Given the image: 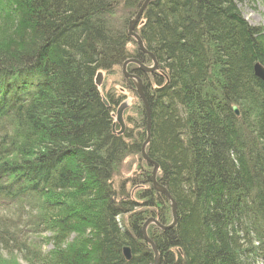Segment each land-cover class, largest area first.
I'll use <instances>...</instances> for the list:
<instances>
[{"label": "trees", "instance_id": "obj_1", "mask_svg": "<svg viewBox=\"0 0 264 264\" xmlns=\"http://www.w3.org/2000/svg\"><path fill=\"white\" fill-rule=\"evenodd\" d=\"M145 1H3L0 249L26 264H154L143 227L173 219L152 163L177 206L173 228L147 229L159 264H264V82L254 71L264 66V26L240 8L264 0L149 2L139 36L158 68L137 76L152 163L131 180L147 186L132 199L123 184L117 191L115 173L142 154L146 109L129 120L139 133L117 135L121 97L106 102L96 78L129 59L153 64L138 46L127 51Z\"/></svg>", "mask_w": 264, "mask_h": 264}, {"label": "rangeland", "instance_id": "obj_2", "mask_svg": "<svg viewBox=\"0 0 264 264\" xmlns=\"http://www.w3.org/2000/svg\"><path fill=\"white\" fill-rule=\"evenodd\" d=\"M3 1H5V0H0V9L3 8V5H4ZM6 1H9V0H6ZM146 8H145V10H146ZM240 8H241V11H242L244 18L251 25L256 26V27L264 26V6L263 5H260L257 3L256 4H245V5H241ZM139 11H138V13H139ZM129 12H130L129 10L128 11H120V12L114 14L113 18H114V20L126 18L127 14ZM135 18L136 17H134L133 20ZM143 24H144V22H143L142 17H141L133 32L139 35ZM128 32H129V29H128ZM130 37L132 40H131V43L127 46V51L130 54L134 55L136 53V51L139 49L138 48L139 46H138L137 42L135 41V39L132 36H130ZM143 54L146 57L147 56L150 57V55H148L146 53H143ZM130 60L131 59L127 60L123 64V66H121V65L115 66L111 71H109V73H107L106 71H98L97 78H96V81H97L98 76L101 74L100 85L99 86L97 85V87L100 91V94L105 99V101L107 100V98H106L107 95H111V96L118 97V98L121 97V102H120L118 108H120L122 105H127V107L123 113L124 128H125L123 133H121L122 132L121 126L117 123V110H118V108H116V111L113 114L114 115L113 120H114V124H115L114 129L116 130V134L121 135V136H123L127 131H130V130L133 131V134H135V135H136V133H139V129L137 128L138 126H135V125L129 123L130 119L131 120L137 119L136 121L140 122L139 121L140 117H139V114L137 112V109L140 108L142 105L141 104L142 101L139 99L138 94H137L138 91L136 92V89H138V82L134 78H130V81L127 82V79L125 78V72L128 73L127 70H125L126 66H127L126 63L129 65L133 64V63H128V61H130ZM143 65H145V64H143ZM153 65L154 64L151 63V64H149V66H146V65L145 66L148 68H151V67H153ZM132 69L134 70L135 67H132ZM150 75H152V74H150ZM131 76H134V75H131ZM150 79H152V78L150 77ZM115 130H114V132H115ZM145 152H146V148H145ZM146 156L148 157L147 153H146ZM148 163L149 162H147L143 158V154H141V155L133 154V155H129L128 157H126L124 159V161L121 163V166L119 167V169H117L116 173H115L116 174L115 175V187L117 188V191H119V187L123 184L125 186V193L128 194L132 199H134V198L137 199V197H138L137 194L139 193V191L141 189H146L147 186L146 187H142L140 185L134 186V184L131 183V180L137 176L143 177V176H145L144 174L148 175L149 174L148 172L151 171ZM141 185L145 186V184H141ZM142 201H143V199H142ZM171 209H172V207H171ZM9 214L12 215L11 217H13V216L15 217V215L13 213H9ZM26 218H27V215L24 216V219H26ZM150 219L156 220L154 217H152ZM150 219H148V220H150ZM24 221H26V220H24ZM157 222H159V221H157ZM151 225H156V224L150 223L148 225V227H150ZM148 227H147V229H148ZM43 237L46 238V240H48V241H46L47 243L50 242V237H51L50 233L44 234ZM75 237H76V235L72 234L71 240H73ZM47 243L44 244V242H43V245H42V251L43 252H47V251L52 249V246H50V244H47ZM0 264H26V263L24 261H22L18 255L17 256L15 254L9 255L6 252L1 251V249H0Z\"/></svg>", "mask_w": 264, "mask_h": 264}, {"label": "water", "instance_id": "obj_3", "mask_svg": "<svg viewBox=\"0 0 264 264\" xmlns=\"http://www.w3.org/2000/svg\"><path fill=\"white\" fill-rule=\"evenodd\" d=\"M149 2H151V0H146L142 9L139 11V13L137 14L136 18L134 20L131 21L130 23V28H129V35L132 36L135 41L137 42L140 50L143 52V53H146L148 55H150V57L152 58L153 60V67L151 68H148L146 67L145 65H143L140 61L138 60H130L128 61V63H135L139 69L144 72V73H148V74H153L156 72L157 68H158V64H157V61L155 59V57L150 54L144 47V44H143V41L142 39L140 38V36L136 33H134V29L139 21V19L142 17V14L145 10V8L148 6ZM126 65H128L126 63ZM126 70V69H125ZM255 76L260 79L261 81L264 82V66L261 65V64H257L255 66ZM125 76L127 78H134L136 79V81L138 82V93H139V96L141 98V100L143 101L144 103V106H145V109H146V115H147V132L149 134V138H148V141L143 145V148H142V154H143V157L145 158V160L149 163H152L151 160L146 156V152H145V148H146V145L147 143L149 142L150 140V126H151V113H150V107H149V104L146 100V96H145V93H144V86H143V82L141 79H139L137 76H131L129 74H127L125 72ZM100 78H101V74L98 76V79L96 81L97 85L99 86L100 85ZM127 105H122L119 110L117 111V123L121 126L122 128V132H124V120H123V112L124 110L126 109ZM233 110L235 111V113L237 115H239V111L237 109V107H234ZM154 165V170H153V183H154V187L156 188V190L164 193L167 197H168V200L170 201L171 203V207H172V210L174 212V220H173V223L169 226H163L162 224H160L159 222H157L156 220L154 219H150L146 222V224L144 225L143 227V230H142V233H143V237L144 239L146 240V242L148 244H150V246L152 247V250L154 252V255H155V260H154V264H159V254H158V251H157V248L155 246V244L148 238L147 236V233H146V229L148 227V225L150 223H155L158 227H160L162 230H167V229H171L173 228L176 223H177V218H176V211H177V206H176V203L175 201L172 199V197L169 195V193L162 187L158 184L157 182V173H158V165L155 164V163H152ZM123 254H124V257L127 261H130L132 259V252H131V249L130 248H124L123 250Z\"/></svg>", "mask_w": 264, "mask_h": 264}, {"label": "flooded vegetation", "instance_id": "obj_4", "mask_svg": "<svg viewBox=\"0 0 264 264\" xmlns=\"http://www.w3.org/2000/svg\"><path fill=\"white\" fill-rule=\"evenodd\" d=\"M131 60H137V59H131ZM130 65H134V66H136V68L133 70L131 67H130ZM128 64L127 66H126V70H127V72H128V74L129 75H134V76H137V73H138V71L140 70L139 69V67H137V65L135 64V63H133V64ZM141 71V70H140ZM129 79V78H128ZM130 80V79H129Z\"/></svg>", "mask_w": 264, "mask_h": 264}, {"label": "bare ground", "instance_id": "obj_5", "mask_svg": "<svg viewBox=\"0 0 264 264\" xmlns=\"http://www.w3.org/2000/svg\"><path fill=\"white\" fill-rule=\"evenodd\" d=\"M152 1V0H151ZM138 90L136 89V92H137ZM138 94V97H139V99L141 100V98H140V96H139V93H137ZM147 100V99H146ZM142 101V100H141ZM148 102V101H147ZM142 103H143V101H142ZM143 105H144V103H143ZM145 107V106H144ZM235 107V106H234ZM233 107V108H234ZM238 109V108H237ZM118 110H119V108H118ZM117 110V111H118ZM234 111V110H233ZM235 112V111H234ZM124 113V112H123ZM236 114V113H235ZM237 115V114H236ZM147 137L149 138V134H148V132H147ZM148 138H147V140L145 141V143L148 141ZM149 142H150V140H149ZM149 142L147 143V145L146 146H148V144H149ZM144 143V144H145ZM144 158V157H143ZM145 159V158H144ZM171 214H172V219L174 220V212H173V210L171 209ZM176 218H177V211H176ZM173 223V222H172ZM146 233H147V230H146ZM147 236H148V233H147ZM148 238H149V236H148ZM150 239V238H149ZM151 240V239H150ZM152 241V240H151ZM153 242V241H152Z\"/></svg>", "mask_w": 264, "mask_h": 264}]
</instances>
